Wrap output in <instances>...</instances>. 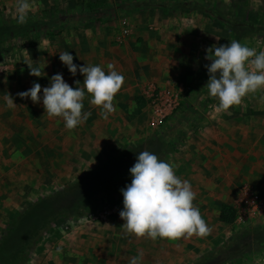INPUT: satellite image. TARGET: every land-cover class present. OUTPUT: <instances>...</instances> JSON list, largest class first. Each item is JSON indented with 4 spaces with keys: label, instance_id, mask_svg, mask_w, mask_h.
Wrapping results in <instances>:
<instances>
[{
    "label": "rangeland",
    "instance_id": "374dc122",
    "mask_svg": "<svg viewBox=\"0 0 264 264\" xmlns=\"http://www.w3.org/2000/svg\"><path fill=\"white\" fill-rule=\"evenodd\" d=\"M179 1L0 0L5 88L18 66L26 87L29 73L50 72L38 48L3 49L32 29L27 20L90 12L84 26L63 23L60 32L70 77L88 79L70 96V121L79 106L97 122L69 129L68 144L54 146L66 159L53 167L43 154L60 151L39 142L15 150L25 158L19 170L0 160V264H264V249H241L264 227V132L254 139L243 126L264 87V34L245 29L232 44L231 29L216 19L165 6ZM201 1L264 25V0ZM195 97L199 127L172 152L157 135L162 119ZM0 148L1 156L11 150ZM223 204L234 212L230 223L220 220Z\"/></svg>",
    "mask_w": 264,
    "mask_h": 264
},
{
    "label": "crops",
    "instance_id": "0c3cea01",
    "mask_svg": "<svg viewBox=\"0 0 264 264\" xmlns=\"http://www.w3.org/2000/svg\"><path fill=\"white\" fill-rule=\"evenodd\" d=\"M20 13L19 11V16H21ZM89 44L95 45L97 41H91ZM30 47L41 50L44 59L40 61L50 67V72L43 77L39 76V78L37 74L29 73V84L26 87L25 78L22 76L23 70H20L18 66L16 72L12 74L13 87L5 88L0 85V146L4 145L11 148V150L3 149L4 153L6 151L9 152L6 154L7 156H1L2 150L0 148V160H3V165H5V161H12L13 163H10L12 172L14 169L19 170L17 167L19 161L25 160L24 157L17 156L15 152L18 148L20 149L22 144L29 146H34L38 142L46 145L51 144V149H54V153L60 151L61 156L52 157V150L46 149L50 156H46L44 152L43 159L45 160L46 157L47 162H50L49 166L53 167L56 160L62 161L66 159L62 155V148L57 150L54 146L68 144L69 129L91 128L95 127V123H97L96 120H88L87 115L91 112L85 113L86 110H83L82 107L81 109L79 106L74 110L77 116L75 115L74 120L70 121V96L77 98L80 93L78 88L79 81H83L82 83L84 84L88 79L83 78L81 80L80 77H70L68 73V65L70 64L69 42L68 38L65 35L63 36V32L55 35H43L34 46ZM15 50L19 49L15 48ZM49 54L51 57L48 56ZM75 59L79 61L78 63L85 62L84 56ZM28 63L29 66L35 65V63L38 64L33 59H30ZM51 65L57 68L54 73H52ZM38 79L39 83L40 81L42 83L41 88L37 87ZM262 83L264 82L262 81ZM107 95L110 96L111 92ZM75 100L71 103L76 104ZM253 101L254 103L248 107V111L246 110L249 120L246 119L247 121L243 126L250 130L253 138L256 139L258 133L264 132V87H261L260 92L254 96ZM106 112L110 113L111 109ZM89 117L95 118L97 115L94 114ZM25 149L23 148V150ZM35 152L34 148L33 153L35 154ZM33 159L36 160L35 158ZM3 165H0V186L5 184V167ZM11 176L13 177V173H11ZM11 185L13 186L14 184ZM46 191L51 190L48 189Z\"/></svg>",
    "mask_w": 264,
    "mask_h": 264
},
{
    "label": "trees",
    "instance_id": "16d2710c",
    "mask_svg": "<svg viewBox=\"0 0 264 264\" xmlns=\"http://www.w3.org/2000/svg\"><path fill=\"white\" fill-rule=\"evenodd\" d=\"M165 6L169 8H181L186 10L200 11L205 13L207 16L216 19L217 21L231 29L233 35L232 44L237 41L238 37L245 29L259 34H264V25H261L258 22L246 21L234 17L233 13L220 10L213 5L203 3L201 0H180L178 3L165 4ZM91 17L92 15L90 14V12H87V10H85L78 14L75 13L64 18L58 17V19L53 20L32 18L26 21V24L28 26H32V29L28 28L29 30L22 33V35H16L6 40L3 45V49H10L12 47L21 49L25 46H34L37 43L38 39H40L43 35H54L55 33H59L61 30L60 27L63 23H67L73 26L72 24H74V22L80 21L81 26H84V23H86ZM226 52L227 51H225L224 54ZM215 63L216 61L214 62L212 68L211 79H215L218 73L215 69ZM207 85H209V82L203 85L202 88L198 89L200 95L204 96L209 91V86ZM142 99L143 98H141V96H138L136 98L137 101H140ZM194 99L192 101L189 100L188 102L181 101L172 109L171 113L168 116H165L162 119L163 125L160 126L161 129L159 130V132H157V135H159L160 139H163L164 135L166 136L167 139L163 141V144H165V147H169L172 152L176 151L177 144L182 141L185 133L188 130H196L199 127L201 116L198 111V106L195 104V101H199V97H195ZM142 106V104H139L140 109L142 108ZM176 132L178 136H175ZM113 185L114 182L107 185L105 189H110ZM233 219L234 212L232 211L231 206L223 204L220 212V220L230 223L233 221ZM241 249H245L243 253H260L264 249V227L257 229L250 240L247 241ZM233 263L234 262H232L231 264Z\"/></svg>",
    "mask_w": 264,
    "mask_h": 264
},
{
    "label": "built area",
    "instance_id": "2783aa9c",
    "mask_svg": "<svg viewBox=\"0 0 264 264\" xmlns=\"http://www.w3.org/2000/svg\"><path fill=\"white\" fill-rule=\"evenodd\" d=\"M255 68H256V67H255ZM255 68L253 67V70H255ZM91 216L94 217V216H95V213L92 212V213H91ZM251 264H253V263H251Z\"/></svg>",
    "mask_w": 264,
    "mask_h": 264
}]
</instances>
